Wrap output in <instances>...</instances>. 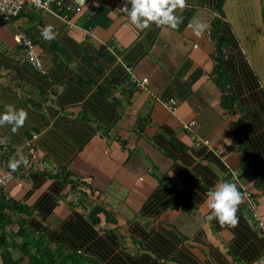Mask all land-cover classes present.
<instances>
[{
	"label": "crops",
	"instance_id": "0c3cea01",
	"mask_svg": "<svg viewBox=\"0 0 264 264\" xmlns=\"http://www.w3.org/2000/svg\"><path fill=\"white\" fill-rule=\"evenodd\" d=\"M241 3L235 22L227 16L238 42L231 64L237 74L245 61L264 97V23L251 26ZM202 12L185 1L101 0L93 17L87 9L68 21L27 4L20 17L0 21V88L47 120L36 141L54 130L64 137L74 149L67 169L82 182L73 193L40 174L56 173L54 155L29 143L12 147L8 163L20 176L3 193L33 210L28 224L51 247L66 243L85 253L95 242L137 257L147 252L140 240L156 245L161 237L165 244L150 251L153 259L177 252L165 264H260L264 236L242 197H228L254 192L264 219V192L242 169L234 135L241 115L222 107L211 20ZM20 32L33 40L43 72L16 44ZM170 99L178 103L173 112ZM7 146L0 135V174L9 173ZM96 205L114 220L101 214L94 226L85 217Z\"/></svg>",
	"mask_w": 264,
	"mask_h": 264
},
{
	"label": "trees",
	"instance_id": "16d2710c",
	"mask_svg": "<svg viewBox=\"0 0 264 264\" xmlns=\"http://www.w3.org/2000/svg\"><path fill=\"white\" fill-rule=\"evenodd\" d=\"M173 1H185L198 10L204 9L212 15L209 35L215 47L212 57L214 62L213 79L222 93V107L229 112H238L241 115L239 122L234 127V135L243 152L241 166L243 170L250 169L252 171L254 187L264 192V97L257 91L258 78L247 63L242 62L243 64L238 69L241 71L237 74L236 66L231 64L233 61L231 52L238 48V42L227 21L225 11L227 0ZM238 75L239 79H237ZM244 76L247 79H244ZM241 87L244 89L243 93ZM245 91L251 92V94L244 97ZM46 121L37 109L30 106L28 102L21 101L17 94L0 88V135L8 144L4 151V159L9 172L6 174H10L14 179L20 176L19 171L8 163L14 156L15 151L12 147L22 148L28 143L34 144L31 146L32 148L38 147L48 156L52 154L56 158V173L41 172L40 174L46 178L60 179L63 187H70V191L74 193L82 183L74 179V173L67 169L69 160L67 155L74 152V149L55 130L48 132V139L36 141V136L46 128ZM243 129H245V136H243ZM246 191L257 196L250 190L239 189L228 198L238 200V197H242L245 205L248 206L244 197ZM249 211L252 221L257 225L250 209ZM101 214L107 221L114 220L110 218L111 213L100 205L94 206L85 218L96 226L100 223ZM32 215L33 210L30 207L4 195L3 188L0 187V254L3 264H23L24 257L28 258L27 264H99L100 259L103 262L111 261L110 264H165L170 261V254L173 252L177 254L176 247L171 246L173 248L168 249L170 254L159 257V260L153 259L150 251L155 255L159 246L165 244L161 237H155L154 244L156 245L147 244L144 246L140 240V246L147 252L137 257H132L129 254L125 256H122L124 254L121 253L113 254L93 241L92 246L84 249L85 253L82 252V249L71 247L66 243L53 248L44 240L43 235L36 233L29 226L28 220ZM257 230L264 236L262 229V231ZM97 247L101 249L96 250ZM253 255L257 256L258 252ZM160 258L163 259V262ZM180 258L182 259L183 256L180 255Z\"/></svg>",
	"mask_w": 264,
	"mask_h": 264
},
{
	"label": "built area",
	"instance_id": "2783aa9c",
	"mask_svg": "<svg viewBox=\"0 0 264 264\" xmlns=\"http://www.w3.org/2000/svg\"><path fill=\"white\" fill-rule=\"evenodd\" d=\"M117 1L120 3L126 2V0ZM100 3L101 0H0V21L6 22L17 18L27 4L37 10L59 15L68 21L71 15L81 14L87 9L90 10V15L93 17L98 13ZM208 34H210L209 30ZM15 42L22 47L23 53L30 64L34 68L43 72L41 62L34 51L33 41L25 33L20 32L15 36ZM109 50L116 55L117 51L114 45H110ZM144 84L145 82L137 83L138 86H143ZM177 104L178 103L175 99H170L166 103V107L169 111L173 112L176 109ZM193 125H195V122L191 121L189 124L184 125V127L189 129ZM13 180L14 178L10 174L1 173L0 187H5ZM244 197L258 228L264 231V219L258 212L259 198L252 195L249 191L244 193ZM259 263L264 264V257Z\"/></svg>",
	"mask_w": 264,
	"mask_h": 264
},
{
	"label": "rangeland",
	"instance_id": "374dc122",
	"mask_svg": "<svg viewBox=\"0 0 264 264\" xmlns=\"http://www.w3.org/2000/svg\"><path fill=\"white\" fill-rule=\"evenodd\" d=\"M258 1H259L260 8H259V5L257 3V0H227L226 6H225V11L227 13V16L233 22H235L236 21V17L239 15L238 14V10L239 9H238L237 6H238V4H240L241 2H243L245 5L241 3V6L244 5V7H246L245 8V12H247V14L249 15L250 25L253 26V27H257L259 25V22L260 21L262 23H264V0H258ZM259 11H260V16L263 18V19H260V20L258 19L259 18ZM202 13H205L203 15L205 17L207 16V18L209 20L211 19L212 15L209 12H208V14H207V12H202ZM235 13H237V14H235ZM241 14L242 15L244 14L243 11H241ZM245 15H246V13H245ZM257 29H259V28H257ZM147 165H150V162H147L146 166Z\"/></svg>",
	"mask_w": 264,
	"mask_h": 264
}]
</instances>
